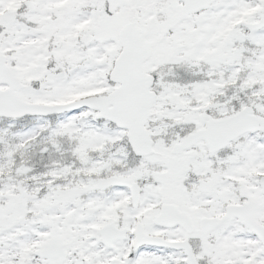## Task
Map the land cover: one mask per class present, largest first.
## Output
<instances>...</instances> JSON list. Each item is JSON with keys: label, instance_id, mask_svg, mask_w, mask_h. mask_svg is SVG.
<instances>
[{"label": "snow or ice", "instance_id": "snow-or-ice-1", "mask_svg": "<svg viewBox=\"0 0 264 264\" xmlns=\"http://www.w3.org/2000/svg\"><path fill=\"white\" fill-rule=\"evenodd\" d=\"M0 264H264V0H0Z\"/></svg>", "mask_w": 264, "mask_h": 264}]
</instances>
